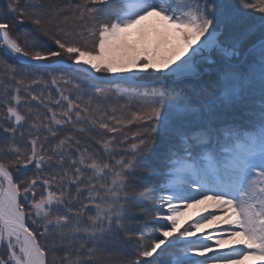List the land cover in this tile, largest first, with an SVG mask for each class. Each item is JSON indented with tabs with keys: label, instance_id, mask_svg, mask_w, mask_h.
<instances>
[{
	"label": "snow or ice",
	"instance_id": "1",
	"mask_svg": "<svg viewBox=\"0 0 264 264\" xmlns=\"http://www.w3.org/2000/svg\"><path fill=\"white\" fill-rule=\"evenodd\" d=\"M0 264H264V0H0Z\"/></svg>",
	"mask_w": 264,
	"mask_h": 264
},
{
	"label": "bare ground",
	"instance_id": "2",
	"mask_svg": "<svg viewBox=\"0 0 264 264\" xmlns=\"http://www.w3.org/2000/svg\"><path fill=\"white\" fill-rule=\"evenodd\" d=\"M199 213L207 214L206 212L202 211V206H200V205L193 206L192 208L187 209L185 211V215L183 217V220L185 221L186 218L196 216ZM217 214H220V213L217 212ZM215 227H219V228L223 229V228H226L227 226L221 225V226H214V228ZM205 228H208V227H205Z\"/></svg>",
	"mask_w": 264,
	"mask_h": 264
},
{
	"label": "rangeland",
	"instance_id": "3",
	"mask_svg": "<svg viewBox=\"0 0 264 264\" xmlns=\"http://www.w3.org/2000/svg\"><path fill=\"white\" fill-rule=\"evenodd\" d=\"M200 215H206V214L199 213L196 216L186 218L185 221L182 218L181 223L184 224L185 226H187V224L192 223L194 220L198 219ZM204 230L205 231H213L214 228H205Z\"/></svg>",
	"mask_w": 264,
	"mask_h": 264
}]
</instances>
